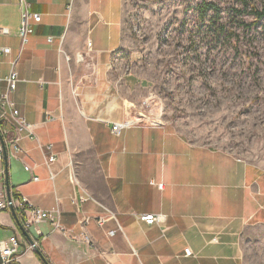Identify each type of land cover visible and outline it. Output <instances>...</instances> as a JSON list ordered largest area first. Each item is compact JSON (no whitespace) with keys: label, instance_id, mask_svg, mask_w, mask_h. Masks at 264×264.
I'll list each match as a JSON object with an SVG mask.
<instances>
[{"label":"crops","instance_id":"obj_1","mask_svg":"<svg viewBox=\"0 0 264 264\" xmlns=\"http://www.w3.org/2000/svg\"><path fill=\"white\" fill-rule=\"evenodd\" d=\"M25 1L40 21L22 43V5L0 0V78L17 72L9 100L34 131L16 133L9 111L0 115L9 191L45 210L57 206L67 232L41 222L25 229L28 239L10 210L0 211V241L16 233L43 257L22 244L15 264H247L246 232L264 227V170L165 123L111 132L131 116L116 64L126 46L124 1ZM6 89L2 80L0 94ZM48 144L55 154L49 166ZM141 213L165 218L146 224Z\"/></svg>","mask_w":264,"mask_h":264},{"label":"rangeland","instance_id":"obj_2","mask_svg":"<svg viewBox=\"0 0 264 264\" xmlns=\"http://www.w3.org/2000/svg\"><path fill=\"white\" fill-rule=\"evenodd\" d=\"M123 1L116 64L132 101L127 120L165 123L264 170V18L240 12L239 0ZM202 1L222 7L229 35L198 15ZM248 1L264 9V0ZM243 245L247 264H264V227L247 231Z\"/></svg>","mask_w":264,"mask_h":264},{"label":"built area","instance_id":"obj_3","mask_svg":"<svg viewBox=\"0 0 264 264\" xmlns=\"http://www.w3.org/2000/svg\"><path fill=\"white\" fill-rule=\"evenodd\" d=\"M20 5H22L21 16H20V26L18 30V35L21 38L22 43L25 42L26 37L33 33L34 23L40 21V14L32 13L28 9V3L25 0H19ZM48 41H51V37H48ZM2 80L6 81V91L0 94V108H1V117H6V111H9L10 122L14 126L16 133L26 132L29 136H34L33 126L27 122V120L20 114L18 109L14 107L13 102L9 100V92L15 88L16 82L19 80L18 74L16 71H11L10 74L4 79L0 78V83ZM53 116L47 115V118L50 119ZM138 121L134 120H125L112 123L111 132L119 136L122 131L131 125L136 124ZM151 125H159L160 123L152 121ZM16 138L12 142V150L14 154L19 152V146L17 145ZM3 157V147L0 141V160ZM44 159L45 163L49 166L51 162L55 159V154L52 151V144H48L44 147ZM29 169V167H25ZM51 177L53 175L51 174ZM38 177H34V180H37ZM159 189H162L163 184H157ZM10 204L14 207L17 217L21 222L24 229H28L31 225H37L41 222H48L53 229L62 231L66 233L67 231L60 223L59 219V209L54 207L48 210L42 209L38 206H35L27 197L25 196H11V200L8 201L6 196L0 197V211L9 210ZM164 215L162 214H151V213H141L138 215V219L146 224H155L161 223L164 220ZM105 221L104 218L99 217L98 223L102 224ZM88 222V218H85L82 221V225ZM114 231H109V234L112 235ZM81 237L84 241L90 242V237L86 233H82ZM214 240H216L214 238ZM24 244V248L34 249L36 247L35 242H26L24 238H20L16 233L10 235L7 239L0 241V258L2 264H15L19 253L21 252V246ZM24 250V249H23ZM185 256L192 255V251L189 247L184 249Z\"/></svg>","mask_w":264,"mask_h":264},{"label":"trees","instance_id":"obj_4","mask_svg":"<svg viewBox=\"0 0 264 264\" xmlns=\"http://www.w3.org/2000/svg\"><path fill=\"white\" fill-rule=\"evenodd\" d=\"M239 2L242 8L240 12L247 10V8L249 7L248 12H251L254 15L255 20L258 21L264 18V9H258L255 5L250 4L248 0H239ZM197 11L200 17H208V21L212 25L218 23L219 25L217 27V31L219 33L229 35L228 29L225 25V21H220L222 17V7L220 5L211 1H202L197 5Z\"/></svg>","mask_w":264,"mask_h":264},{"label":"water","instance_id":"obj_5","mask_svg":"<svg viewBox=\"0 0 264 264\" xmlns=\"http://www.w3.org/2000/svg\"><path fill=\"white\" fill-rule=\"evenodd\" d=\"M2 143V147H3V157H4V161H5V187H6V197L8 199V201L11 200V195H10V191H9V183H8V177H7V160H6V150L4 148L3 142ZM9 210L11 212V214L13 215L15 221L17 222L19 229L21 231V233L26 236L29 239V235L28 232L24 229V227L22 226L21 222L19 221L16 211L14 209V207L10 204ZM30 242H32V240H29ZM34 251H36V253L40 256L41 259H43L42 255L37 251V247L34 248ZM47 264V263H45Z\"/></svg>","mask_w":264,"mask_h":264}]
</instances>
